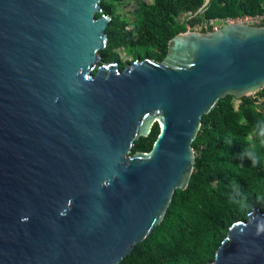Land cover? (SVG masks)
Here are the masks:
<instances>
[{"label": "water", "instance_id": "water-1", "mask_svg": "<svg viewBox=\"0 0 264 264\" xmlns=\"http://www.w3.org/2000/svg\"><path fill=\"white\" fill-rule=\"evenodd\" d=\"M103 1L0 0V264L122 262L187 186L202 116L264 88V27L240 23L98 66ZM205 264H264V207Z\"/></svg>", "mask_w": 264, "mask_h": 264}, {"label": "trees", "instance_id": "trees-1", "mask_svg": "<svg viewBox=\"0 0 264 264\" xmlns=\"http://www.w3.org/2000/svg\"><path fill=\"white\" fill-rule=\"evenodd\" d=\"M134 2V21L118 14L120 7ZM204 3L205 0H156L155 4L148 0H104V12L97 16L112 17L107 28L109 44L101 51L104 61L119 63L120 70L144 59L163 61L170 41L185 32L186 25L180 19L188 13L194 15L188 22L194 23L203 18L235 19L264 10V0ZM120 50L132 56V61H124ZM260 97H264V89L254 99L226 96L202 116L192 142L195 162L187 186L176 189L164 220L118 264H205L213 259L233 222L247 219L255 207H264V164L259 160L253 164L247 154L250 143L259 144V129L264 127V103H256ZM160 132L157 123L149 137L136 142L133 154L150 152ZM250 132L252 140L248 139ZM260 150L264 151V146Z\"/></svg>", "mask_w": 264, "mask_h": 264}, {"label": "built area", "instance_id": "built-area-1", "mask_svg": "<svg viewBox=\"0 0 264 264\" xmlns=\"http://www.w3.org/2000/svg\"><path fill=\"white\" fill-rule=\"evenodd\" d=\"M208 0H205V4ZM194 15L188 13L187 15L181 17L180 23L185 24V32H194V33H205L217 30L221 26L229 23H240L249 26H259L264 27V10L255 14H246L242 15L235 19H217L209 18L203 19L199 22L189 23L188 20L191 19Z\"/></svg>", "mask_w": 264, "mask_h": 264}, {"label": "rangeland", "instance_id": "rangeland-1", "mask_svg": "<svg viewBox=\"0 0 264 264\" xmlns=\"http://www.w3.org/2000/svg\"><path fill=\"white\" fill-rule=\"evenodd\" d=\"M148 1H150L151 3H153V4H155L156 3V0H148ZM133 4L135 5L136 4V2H134V3H132V5H123L122 7H120V9H119V11H118V14H120V15H122L123 17H125L126 19H130L131 21H134L135 20V16L132 14V9H133ZM205 4V3H204ZM102 8H103V11L102 12H104V7L102 6ZM199 11H203L202 9L201 10H199ZM198 11V12H199ZM198 12L196 13V16H197V14H198ZM99 14V13H98ZM97 14V15H98ZM105 15H108V14H105ZM108 16H110V15H108ZM98 17V16H97ZM111 17V16H110ZM99 18V17H98ZM203 19H208V18H203ZM202 19V20H203ZM140 51L142 52V54H144V49H140ZM120 54H121V56H122V59L124 60V61H132V59H133V57L132 56H130L128 53H126V51L125 50H120ZM103 57V56H102ZM145 60V59H144ZM105 63H108V62H105L104 61V59L102 58V60H101V62L98 64V66H100V65H102V64H105ZM132 64V63H131ZM96 72H97V70H94L92 73L93 74H96ZM264 89V88H263ZM259 92V91H258ZM257 92V93H258ZM257 93H254V94H251V95H249V96H247V97H252L253 99L254 98H256L257 97ZM235 102H234V106H236L237 105V100H234ZM257 104H262V103H264V97H260V98H258V101L256 102Z\"/></svg>", "mask_w": 264, "mask_h": 264}, {"label": "clouds", "instance_id": "clouds-1", "mask_svg": "<svg viewBox=\"0 0 264 264\" xmlns=\"http://www.w3.org/2000/svg\"><path fill=\"white\" fill-rule=\"evenodd\" d=\"M253 132L256 131L255 128L252 130ZM261 139L259 140V144L255 141L250 143L247 154L251 157L252 163L255 164L258 160L264 164V151L260 150L261 146H264V127L259 129ZM248 139L252 140V132L249 133Z\"/></svg>", "mask_w": 264, "mask_h": 264}]
</instances>
